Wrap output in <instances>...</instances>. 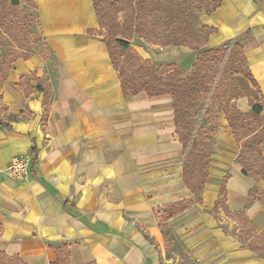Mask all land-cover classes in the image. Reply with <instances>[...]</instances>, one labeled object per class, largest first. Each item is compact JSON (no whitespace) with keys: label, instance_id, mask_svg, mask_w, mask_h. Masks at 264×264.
I'll return each mask as SVG.
<instances>
[{"label":"crops","instance_id":"1","mask_svg":"<svg viewBox=\"0 0 264 264\" xmlns=\"http://www.w3.org/2000/svg\"><path fill=\"white\" fill-rule=\"evenodd\" d=\"M34 1L50 54L18 58L0 87V119L10 126L0 128V252L24 264H64L65 253V264H264L210 213L218 193L211 183L203 193L206 205L194 202L168 219L157 216L164 205L192 197L182 166L177 180L165 175L169 168L160 176L142 168L149 159L165 160L166 150L181 153L178 138L171 137L173 117L165 126L160 120L169 95L123 96L102 36L89 32L98 29L92 0ZM200 18L217 28L206 48L240 37L259 87L246 79L248 92L236 100L241 112L249 111L248 98L264 99V0H222ZM171 48L188 64L195 61L189 48ZM30 73L49 87L47 103L34 80L27 91L18 84ZM261 115L264 133V110ZM218 138L237 150L228 165L225 204L231 212L246 206L245 215L260 233L264 207L247 192L254 186L264 192V179L241 172L240 146L224 119ZM32 147L36 161L28 178L8 177L9 161L32 159ZM260 149L264 157V138Z\"/></svg>","mask_w":264,"mask_h":264},{"label":"trees","instance_id":"2","mask_svg":"<svg viewBox=\"0 0 264 264\" xmlns=\"http://www.w3.org/2000/svg\"><path fill=\"white\" fill-rule=\"evenodd\" d=\"M25 1L35 14L20 9L19 0H0V44L3 39H6L7 32L10 31L13 23L19 19L16 10L21 12L25 20L36 19L39 30L36 3L34 0ZM221 2L222 0H92L98 29L89 30V32L95 31L102 36L111 63L117 72L123 96L128 98L144 92L149 97L163 95L172 97L175 133L181 144L182 180L192 197L171 202L159 208L157 216L163 219L170 218L189 204L201 203L200 195L209 176V163L213 155L205 141H210L215 136L216 122L220 113H223L234 138L239 143L240 153L236 161L241 166V172L244 175L254 176L256 180L264 179V157L260 149L264 138L261 126L264 99L254 102L248 98L250 109L247 112H241L236 107L235 101L246 95L231 83L235 75H241L259 91L247 67L239 43L240 37L230 38L217 48H206L204 46L208 42V37L216 33L217 28L201 24L198 29L193 30L190 26V13L210 15L221 5ZM120 11L123 12L122 20L118 17ZM32 37L33 44L31 42L26 49H22L24 53H21L19 48H12L7 54L0 52V87L12 64L18 58H27L33 52L45 57L50 54L46 43L42 41L40 31L39 35L33 34ZM133 37L142 38L160 46H185L195 52V61L187 70L174 62L153 65L150 59H142L137 50L131 46L130 40ZM38 42H41L44 47L42 51L35 48ZM29 80L37 83L36 89L44 93L43 102L47 103L49 87L40 78L30 73L21 76L18 84L24 85L27 91L30 88ZM201 104L210 106V110L206 113L212 126L204 131L203 137L200 135L193 142L196 131L194 119L199 116L196 109ZM239 127L243 128L240 133ZM0 128L10 130V126L1 119ZM243 150L257 154L259 160L257 172H252L243 164L241 152ZM30 155L32 168L36 161L34 147L30 149ZM252 164L254 163L251 162V166ZM227 178V174L221 178L210 213L217 214L220 205H223L226 212L235 215L241 224L236 234L238 241L247 244L249 249L264 258V231L256 232L255 226L244 213L246 206L239 211L231 212L225 204ZM247 196L251 200L259 201L264 207V192L258 186L250 188ZM65 204L67 202H64ZM61 248L60 246L59 249ZM67 255L65 253L64 261L62 260L64 264ZM0 264L24 263L17 256H8L0 252Z\"/></svg>","mask_w":264,"mask_h":264},{"label":"rangeland","instance_id":"3","mask_svg":"<svg viewBox=\"0 0 264 264\" xmlns=\"http://www.w3.org/2000/svg\"><path fill=\"white\" fill-rule=\"evenodd\" d=\"M19 2H20V9H22L23 11L27 10L29 13L35 14V11L31 7L27 6L25 0H19ZM15 12L19 16V19L13 23L10 31L7 32L6 39H3V41L0 44V52L3 54H7V52L12 48H19V51H21V53H24L22 49H26L27 45H29L32 42V38H33L32 35L33 34L39 35L36 19L30 21L27 18L25 20L19 10H16ZM122 13H123L122 11L118 13V17L120 20H122L121 19ZM190 15H191L190 26L193 30H196L202 24L200 18L201 14L192 12L190 13ZM130 42H131V46L138 51L140 57L143 58L145 56H150L153 65L175 62L185 70L191 67V65L188 64L187 61L183 60V54H180V52L177 49H172L171 46H160L158 44H152L142 38H137V37H133L130 40ZM31 44H33V42ZM35 48H38L39 50H43V46L41 42L35 44ZM192 52L194 53L193 50ZM50 61H54V60L50 59ZM231 83L235 86L237 90L243 91L244 93L248 92L249 83L241 75H235ZM164 97H167L166 98L167 103L160 107L159 112L160 115L163 116L160 119L161 123H163V125L165 126L167 120H171V118L173 117V114L171 113L172 112L171 108L173 107H172V97L171 96H164ZM208 110H210V106L202 105V104L199 105L196 109L199 116L194 119L196 131L193 142H195L197 140V137H199L200 135H202L200 137H203L205 133L204 131L212 126V122L209 119L208 114L206 113V111ZM155 118H156V114H152V117H150V121L148 122L150 126L154 125L153 123L155 121ZM222 119L225 120L227 125V121L223 113H220L218 116V120L216 122L215 136L210 141H205V143L207 144V148L209 149V151H212L213 155L211 157V162L209 163V169H208L209 176L204 185L202 194L200 195L201 203H203L204 205H206V202L204 200L203 193L204 190L206 189V186H208L210 183L213 184L214 191L216 190L217 192L221 177H223L225 174H227V176L229 177L230 172L228 165L234 160V154L237 151L235 148L231 149L230 147L226 145H221L220 143V138H218V131L220 130V124ZM247 121H252V120H247ZM173 126L175 128V125ZM238 129H239L238 130L239 133L243 130V128L240 127ZM230 130L231 129L229 128V133L230 132L232 133V131ZM171 137L173 138V141H175L178 138V135L176 133H173ZM241 152H242L243 164L246 165L248 169L250 168L249 170H251L252 172H257L258 171L257 165L259 163L257 154L255 152H251L247 150H243ZM165 153H166L165 160L149 159V161L143 163L142 168L148 170L150 176H152L153 174L156 176L164 175L161 169L163 167L169 168L168 172L165 173V175L167 174L169 175V177H175V180H177V177L181 173L180 167L182 162V155L181 153L178 152V150L177 151L175 150V152L166 150ZM251 162L254 163L252 164L253 166H251ZM213 217L217 220V222L220 221L219 225L225 233L234 234L236 236V234L241 228V224L236 219V216L228 214L226 212V208L223 205H220L219 211L217 212V214L213 215ZM166 233L168 234L167 230ZM251 240L254 241L253 238H251ZM241 244L244 247L248 248L247 244H243V243Z\"/></svg>","mask_w":264,"mask_h":264},{"label":"built area","instance_id":"4","mask_svg":"<svg viewBox=\"0 0 264 264\" xmlns=\"http://www.w3.org/2000/svg\"><path fill=\"white\" fill-rule=\"evenodd\" d=\"M30 166L31 158L29 156H17L9 161L5 172L11 179L24 181L29 176Z\"/></svg>","mask_w":264,"mask_h":264}]
</instances>
